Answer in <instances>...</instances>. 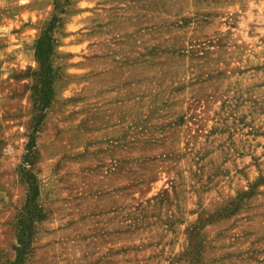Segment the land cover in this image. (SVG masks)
<instances>
[{"label":"rangeland","instance_id":"obj_1","mask_svg":"<svg viewBox=\"0 0 264 264\" xmlns=\"http://www.w3.org/2000/svg\"><path fill=\"white\" fill-rule=\"evenodd\" d=\"M0 264H264V0H0Z\"/></svg>","mask_w":264,"mask_h":264},{"label":"trees","instance_id":"obj_2","mask_svg":"<svg viewBox=\"0 0 264 264\" xmlns=\"http://www.w3.org/2000/svg\"><path fill=\"white\" fill-rule=\"evenodd\" d=\"M41 40L38 41V44H37V51H38V55L41 56V57H44L45 56V53L43 52V50L41 49ZM33 196L36 197L37 196V188H36V185L33 184Z\"/></svg>","mask_w":264,"mask_h":264}]
</instances>
